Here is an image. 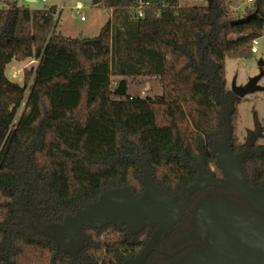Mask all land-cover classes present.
<instances>
[{
    "label": "trees",
    "instance_id": "obj_1",
    "mask_svg": "<svg viewBox=\"0 0 264 264\" xmlns=\"http://www.w3.org/2000/svg\"><path fill=\"white\" fill-rule=\"evenodd\" d=\"M101 2L111 17L81 37L55 31V4L0 6V264H130L160 221L139 232L83 226L72 252L57 246V225L109 188L140 195L145 177L173 197L197 179L194 162L223 176L214 155L223 142L242 155L243 184L264 188V143L238 139L240 97L225 75L226 57L250 55L264 33V0L239 15L229 0H143L140 17L139 0ZM29 57L39 63L23 84L6 75L12 59ZM142 76L162 93L132 95L127 77ZM217 199L245 205L232 189L200 188L145 264H172L198 209Z\"/></svg>",
    "mask_w": 264,
    "mask_h": 264
},
{
    "label": "water",
    "instance_id": "obj_2",
    "mask_svg": "<svg viewBox=\"0 0 264 264\" xmlns=\"http://www.w3.org/2000/svg\"><path fill=\"white\" fill-rule=\"evenodd\" d=\"M249 17L237 18L232 23L245 22ZM259 64L264 65L263 59H260ZM263 74L264 70H261L242 85L233 80L230 89L239 97L263 89L258 84ZM214 155L223 176H213L201 162H194L198 171L197 179L173 197L148 177L143 180L144 189L140 195L124 187L103 191L96 200L73 214H67L63 222L58 224L57 246L67 252L80 247L85 240L83 226L125 224L130 230L139 232L146 222L153 225L160 221L140 252L128 259L130 264H145L150 253L156 249L161 234L184 214L190 196L202 187L220 185L242 195L251 208L219 199L204 203L198 209V218L203 226L214 231L215 239L206 248L174 264H264V188H251L243 184L242 155L233 153L226 142L217 148Z\"/></svg>",
    "mask_w": 264,
    "mask_h": 264
},
{
    "label": "rangeland",
    "instance_id": "obj_3",
    "mask_svg": "<svg viewBox=\"0 0 264 264\" xmlns=\"http://www.w3.org/2000/svg\"><path fill=\"white\" fill-rule=\"evenodd\" d=\"M77 2H81L83 5L79 13L76 12L74 7ZM179 3L207 4L208 0H179ZM231 3L232 10L234 9L233 11L235 12L236 10L238 13L234 14H242L243 11L241 10L244 8L245 4L240 1H233ZM4 4H26L36 8L55 4L57 7V12L55 14V31L71 37L97 35L103 24L111 17L110 8L101 1L95 2L94 0H0V6ZM81 15L84 16L83 19H81ZM257 49L256 52H252L248 56L226 57L225 75L229 88L233 80L236 81L237 84L242 85L251 77L259 74L261 70H264V65L261 66L259 64L260 59L264 61V33L257 37ZM38 63V59L31 57L24 60L12 59L7 63L5 73L10 79L23 84L24 69L31 67L35 68ZM127 83L128 90L132 95L154 96L162 93V86L154 77H127ZM258 84L264 87V74L259 78ZM22 109L23 104L18 110L17 115L20 114ZM238 115V139L244 143H248L249 141L264 143V88L240 97ZM205 169L211 174H214L216 171L214 164L206 165ZM58 231L59 227L57 228V232ZM150 234L151 231L146 230L145 235L147 238ZM57 237H59V232L56 238Z\"/></svg>",
    "mask_w": 264,
    "mask_h": 264
},
{
    "label": "flooded vegetation",
    "instance_id": "obj_4",
    "mask_svg": "<svg viewBox=\"0 0 264 264\" xmlns=\"http://www.w3.org/2000/svg\"><path fill=\"white\" fill-rule=\"evenodd\" d=\"M203 167H204V165H203ZM212 175L216 176V177H221V176L216 175L215 173ZM241 206L251 208L246 202H245V205H241ZM197 222L198 223L193 228L192 232L189 233V238H188L187 243L184 244L182 247L176 249L173 252V254L175 255L174 257H176V259L172 264L176 263L178 260H180L181 258H183L189 254H192L194 252H197V251H200V250L206 248L208 246V244L212 240L215 239L216 235H215L214 231L207 226H203L202 222H200V220L198 218V211H197ZM183 251H184V253H182L180 256H178L179 253L183 252Z\"/></svg>",
    "mask_w": 264,
    "mask_h": 264
},
{
    "label": "built area",
    "instance_id": "obj_5",
    "mask_svg": "<svg viewBox=\"0 0 264 264\" xmlns=\"http://www.w3.org/2000/svg\"><path fill=\"white\" fill-rule=\"evenodd\" d=\"M229 1H231V2H233V1L239 2L240 1L243 4H245V6H246V5H250L254 0H229ZM82 6L83 5H82L81 2H77L75 4L74 7H75V10H76L77 13L80 12V9L82 8ZM243 9L241 11H243ZM131 11H132L131 12L132 16H139V17L142 16L143 15V0H139L138 4L135 7H133ZM234 13L238 14L236 10H235ZM83 18H84V16L81 15V19H83ZM247 45L251 49L252 52H256L258 50L257 49V38H254V39L250 40Z\"/></svg>",
    "mask_w": 264,
    "mask_h": 264
},
{
    "label": "crops",
    "instance_id": "obj_6",
    "mask_svg": "<svg viewBox=\"0 0 264 264\" xmlns=\"http://www.w3.org/2000/svg\"><path fill=\"white\" fill-rule=\"evenodd\" d=\"M32 1H35V0H32Z\"/></svg>",
    "mask_w": 264,
    "mask_h": 264
}]
</instances>
